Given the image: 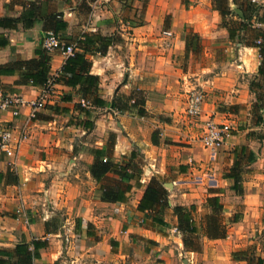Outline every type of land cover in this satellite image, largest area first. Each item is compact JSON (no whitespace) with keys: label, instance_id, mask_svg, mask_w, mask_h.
<instances>
[{"label":"crops","instance_id":"1","mask_svg":"<svg viewBox=\"0 0 264 264\" xmlns=\"http://www.w3.org/2000/svg\"><path fill=\"white\" fill-rule=\"evenodd\" d=\"M251 1L264 16V0ZM30 2L43 16L62 12L66 26L56 36L63 44L76 46L82 35L109 37L112 44L102 55L85 56L103 102L85 107L86 115L77 89L60 84L51 86L32 118L26 105L15 116L0 109V134L9 129L12 136L10 152L0 150V248L44 242L32 264H264V155L252 149L257 139L239 122L242 113L252 116L254 94L243 78L256 73V49L243 46L236 62L239 53L228 48L210 0H0V17L16 18ZM44 32L39 21L29 30L0 28L8 40L0 65L36 59ZM197 46L206 52L196 54ZM250 50L256 58H247ZM46 54L53 79L64 58ZM210 64L218 65L216 72ZM20 73L0 75V90L23 101L39 96V87L15 85ZM195 88L204 95L198 121L184 115ZM131 93L142 96L144 116L124 110ZM206 118L229 126L213 149L200 141ZM235 146L255 155L243 168L240 196L221 177ZM96 161L130 169L95 181L89 166ZM151 182L166 202L154 212L138 211ZM207 198L220 205L224 236L209 239L199 231L200 249L193 252L183 246L172 208L190 211L198 227L209 212ZM233 213L239 220L227 224Z\"/></svg>","mask_w":264,"mask_h":264},{"label":"trees","instance_id":"2","mask_svg":"<svg viewBox=\"0 0 264 264\" xmlns=\"http://www.w3.org/2000/svg\"><path fill=\"white\" fill-rule=\"evenodd\" d=\"M231 9L227 8V0H210L211 8L219 14L221 26L227 33L230 42L239 46L254 48L257 50L259 64L256 74L248 83L249 90L253 92L255 102L251 106V114L254 125L264 127V17L260 15L263 7L251 0H231ZM233 17V19L231 18ZM228 18V19H226ZM39 21L42 29L51 31L57 35L65 29L66 22L62 19V12L48 15H40L39 6L30 2L22 7L18 17H0V28L15 29L17 25L23 30L31 29ZM254 23L260 26L255 27ZM263 25V26H262ZM8 44L6 36L0 33V48ZM112 44V38L101 36L82 35L76 41V48L81 52H75L72 56L66 57L60 67L57 76L52 79L53 84H60L71 89H77L80 100L86 103L85 106L78 104L79 110L86 115L85 107L101 106L103 102L97 96V78L89 74L90 62L86 54L97 53L102 55ZM37 58L29 61H17L0 65V75L13 74L14 70H21L15 85H30L42 88L51 77L48 75V56L44 50L36 52ZM61 100L68 101L69 97H61ZM144 100L142 96L131 93L124 101L123 107L128 114L144 116ZM114 106V104L112 105ZM92 123L84 124V127L91 128ZM256 136V135H255ZM259 139L258 136L255 137ZM264 139V138H263ZM231 153L234 156L232 165L222 168L221 177L232 181L231 190L236 196L242 194L241 175L243 168L255 160V155L244 146H235ZM118 171L120 174L130 169L129 163L116 164L109 161H96L89 166L92 178L97 181L109 171ZM12 182L8 176L7 182ZM206 205L209 212L202 218L200 226L196 227L190 216V211L181 207L172 208L177 218V231L182 235L183 246L193 252H197L200 246L195 235L202 231L209 239H218L224 236V225L221 219V209L216 198H207ZM166 194L164 190L154 182H151L143 191L142 198L137 205L138 211L149 210L154 212V206L165 204ZM193 209V208H192ZM240 214L233 213L226 218V223H235L239 220ZM154 222H157L153 219ZM31 247V250L28 247ZM44 246V242L33 240L30 244L18 243L13 249L0 248V264H32L38 258V249ZM261 261H259V264Z\"/></svg>","mask_w":264,"mask_h":264},{"label":"built area","instance_id":"3","mask_svg":"<svg viewBox=\"0 0 264 264\" xmlns=\"http://www.w3.org/2000/svg\"><path fill=\"white\" fill-rule=\"evenodd\" d=\"M40 46L45 52L58 51L63 58L72 56L76 50L75 45L63 44L56 35L51 31H46L40 40ZM53 85L52 79L48 80L46 84L41 88L42 93L29 101H23L17 94L4 93L0 90V109L8 110L13 116L18 114V110L22 105H26L29 108V117H34L36 110L44 104V95H47L51 86ZM203 103V96L199 92H191L185 101L184 115L186 118L192 121H198L201 116V105ZM81 106H85L86 103L80 102ZM201 121L200 126V141L205 148L213 149L221 143V140L225 134L228 133L229 126L227 124L215 123L212 119L206 118ZM22 137L17 139L16 147L19 145ZM11 131L4 129L0 134V150L3 152H10L11 145ZM68 232L65 230L64 235ZM67 241V238H64Z\"/></svg>","mask_w":264,"mask_h":264},{"label":"rangeland","instance_id":"4","mask_svg":"<svg viewBox=\"0 0 264 264\" xmlns=\"http://www.w3.org/2000/svg\"><path fill=\"white\" fill-rule=\"evenodd\" d=\"M227 8L228 9H231V6H230V3L228 2V0H227ZM262 18L264 17V16H261ZM231 18L233 19V17L231 16ZM226 19H228V18H226ZM222 22V21H221ZM221 25V24H220ZM254 25H255V27H258L257 25H256V23H254ZM225 40L228 42L227 43V46H228V48H231V49H236L237 50V52L239 53V52H241V53H244L245 52V50L242 48L243 46H239V45H237V44H234V43H232V42H230L229 40H228V38H227V33H226V37H225ZM197 43V42H196ZM196 43H194V45H196ZM195 53L196 54H202V53H204V52H206L205 51V49H203V48H201V47H198L197 46V48L195 47ZM233 51H235V50H233ZM256 52H257V50H256ZM240 56V53L239 54H237L236 55V57H235V60H236V62L238 63V61L240 62V60L237 58V57H239ZM256 58V56L254 55V51L253 50H250V55L248 54L247 55V58L249 59V58ZM251 62H253V59L252 60H250ZM211 65V64H210ZM211 67H212V71H214V72H216L217 71V69L218 68H216V67H218V65H216V66H212L211 65ZM256 74V73H255ZM244 76H246V77H244L243 79H245V80H248L247 82L249 83V81L252 79V77L254 76H252V74H247V75H244ZM242 78H239V81L241 80ZM193 80V79H192ZM261 84H264V81H261ZM192 92H199V93H201L202 94V96L204 97V95H203V93H202V91L200 90V88L199 89H196L195 88V91L193 90ZM253 98H254V95H253ZM204 100V99H203ZM262 115L264 116V110L262 111ZM249 117H251L250 116V113H249V115L248 116H245V114L244 113H242L241 114V117L239 118V122L241 123V128H244V130L245 129H247V131L250 133V136L252 137V138H255L256 136H258V138L259 139H257V141H255V143L257 144V145H255V146H253V150H254V148H256V146H257V153L258 154H262V155H264V127H258V126H256V125H254V121H253V118H252V121H251V119L250 120H248L249 119ZM243 125H244V127H243ZM251 131V132H250ZM256 135V136H255ZM253 167H255V166H253ZM263 198H264V195H263ZM263 218H264V216H263ZM221 219H222V217H221ZM262 224H263V226H264V219H263V222H262ZM257 230H259V228L257 229ZM263 233V232H262ZM261 234V233H260Z\"/></svg>","mask_w":264,"mask_h":264},{"label":"water","instance_id":"5","mask_svg":"<svg viewBox=\"0 0 264 264\" xmlns=\"http://www.w3.org/2000/svg\"><path fill=\"white\" fill-rule=\"evenodd\" d=\"M125 78H126V76H125ZM125 78H124V80H125ZM124 80L122 81V83L124 82ZM122 83H121V84H122ZM121 84H120V85H121ZM118 87H119V86H118ZM118 87L115 89L114 94H115V92L117 91ZM69 164H70V162H69Z\"/></svg>","mask_w":264,"mask_h":264}]
</instances>
